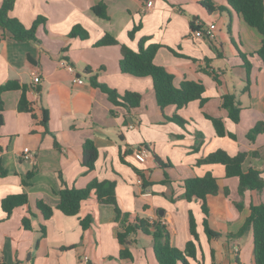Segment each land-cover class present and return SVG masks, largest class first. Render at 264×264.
<instances>
[{"label": "crops", "instance_id": "0c3cea01", "mask_svg": "<svg viewBox=\"0 0 264 264\" xmlns=\"http://www.w3.org/2000/svg\"><path fill=\"white\" fill-rule=\"evenodd\" d=\"M99 2L106 6L108 18L94 13ZM15 0L9 16L29 28L37 17H44L35 35L37 41H16L5 32L0 40V84L15 80L20 85L31 83V73L39 74V91L28 89L27 99L36 114L17 108L21 89L1 93L3 124L0 125V264H158L153 239L140 231L131 235V257H120L124 245L119 243L118 223L112 205L99 203L94 193L82 201L75 215L58 209L44 219L36 207L37 200L54 207L59 202L58 173L68 185L85 187L91 180L110 179L116 182V197L123 212L131 218L160 220L170 231L171 243L183 250L191 239L188 211L194 215L198 245L196 257H187L189 264H212V251L217 264H255L251 231L240 238H228L249 215L251 203L264 202V189L237 191V179L225 177L219 163L196 166L197 159L218 148L230 155L248 152L246 166L256 168L264 177V132L254 140L248 130L258 121L264 122V66L255 51L261 35L236 13L226 0ZM203 2L215 7L209 11ZM2 0H0V6ZM221 7V9H218ZM215 24L216 40L195 37L194 31ZM139 24L133 38L128 31ZM74 26L81 27L86 38L70 36ZM2 28H0V35ZM105 33L136 50L142 37L145 45L158 43L154 63L173 75V84L183 80L204 85L207 101L200 106L194 100L177 108L156 103L150 76H134L120 69L119 45H95ZM241 51L251 63L248 91L232 90L233 72L246 81V70L239 56ZM31 57L36 63L28 60ZM72 66L70 71L67 66ZM216 78H213L212 74ZM115 89L141 95L139 106L125 108L113 104L89 77ZM83 80L82 83L76 81ZM234 87V86H233ZM234 93L240 102L237 123L222 108V95ZM248 94L249 105L242 95ZM42 108L48 112L47 129L39 124ZM180 116L181 125L169 120ZM205 114L223 119L227 131L235 135L219 137ZM132 125V127H129ZM93 141L97 158L92 170L81 164L82 144ZM201 141L198 149L193 146ZM139 145L149 156L137 161L132 151ZM29 147L34 161L22 158V149ZM129 149V153L120 155ZM157 155L171 166L162 168ZM139 169L145 181L134 170ZM34 174L27 178V172ZM211 172L217 177L219 191L207 197L208 222L218 238L209 239L203 230L200 202L183 198V180ZM224 187L228 189L226 195ZM26 193L28 203L16 207L9 216L1 208V199L9 194ZM243 204L238 209L235 202ZM27 216L30 228L22 226ZM90 217L82 228L80 220ZM40 226H44L42 233ZM83 256H88L84 261ZM182 264V263H179Z\"/></svg>", "mask_w": 264, "mask_h": 264}, {"label": "trees", "instance_id": "16d2710c", "mask_svg": "<svg viewBox=\"0 0 264 264\" xmlns=\"http://www.w3.org/2000/svg\"><path fill=\"white\" fill-rule=\"evenodd\" d=\"M14 1L15 0H2L0 6V28H2L0 40L4 37L5 32H7L16 41H37L35 30L40 23L44 22V17H37L29 28L24 27L19 20L9 16V11L12 9ZM226 1L236 13L241 15L248 25L254 27L260 33L261 45L259 49L255 51V54L260 57L264 66V0ZM203 5L209 11L215 9V7L205 2H203ZM218 9H221V7H218ZM92 10L96 15L108 18L106 6L103 2H99L97 5L93 6ZM139 27V24L134 25L132 29L128 31V36L133 38ZM87 35L88 34L79 26H74L70 32V36H80L81 38H86ZM147 39L148 37H142L138 43L137 49L134 50L128 45L120 43L115 37L105 33L95 42V45H119L121 53L119 65L121 71L134 76H150L153 80L156 103L160 108H164L169 104L181 108L194 100L199 101V105L202 106L208 100L207 97L204 96V85L200 82L183 80L179 86H175L173 84V75L164 67L154 63V56L161 45L158 43H149L145 45ZM238 52L246 70V85L243 88V91L246 92L248 91L247 83L249 81L251 63L247 59L245 53L241 51ZM212 76L216 78L214 73ZM89 80L92 86L99 88L107 95L108 99L117 106H123L129 109L135 108L140 104L141 95L138 92L125 91L119 94L115 89L99 82L95 74L91 75ZM38 83L35 86L30 83L28 87L27 85H20L15 80H8L6 83L0 84V125L3 124V101L1 99V93L11 89H21L22 91L17 104L18 110L29 113L33 119L36 118L32 104L27 99V91L30 88L38 92ZM221 106L227 111L228 118L232 122L237 123L239 121L241 107L236 94H223ZM205 117L211 121L217 136H229L235 139V135L227 131L222 118L207 114H205ZM168 119L178 125L184 122L177 114H173ZM47 122L48 112L45 108H42L39 124L44 127L45 133L49 132L47 129ZM261 132H264V122L258 121L247 133V137L250 140H254L256 135ZM200 144L201 141H198L193 146V149H198ZM124 153H129V149H126L122 153L120 152V155ZM248 154L249 153L246 151H239L234 155H230L224 149L218 148L209 152L204 157L197 159L195 165L222 164L224 166L225 177H235L237 179V191L240 196H243L246 190L261 191L264 189V177L262 176V172L256 168L246 166ZM96 158L97 149L93 141L85 139L82 144L81 164L86 170H92ZM154 159L162 168L171 166L169 161H163L157 157V155H154ZM134 170L142 177V186L144 188L150 185V182L145 181L143 173L139 169L134 168ZM5 174V170L0 167V175ZM33 174L34 171H30L27 172L26 176L30 178ZM58 180L60 184V188L57 192L59 195V202L54 207L41 199L36 202V207L41 211L44 219L51 217L54 209H58L65 215L77 214L80 210L82 201L87 199L91 193H94L99 203L113 206L115 213L114 221L118 223L119 227L117 238L119 243L124 245V248L120 251V257H131L129 251V245L133 242L131 235L138 231L152 237L153 251L158 264H189L187 257H196L198 233L196 231L195 218L191 210L188 211L191 239L186 242L185 248L181 250L171 243L170 231L167 225L160 220L161 217L159 215L157 219L148 220L147 218H140L138 216L131 218L129 212L122 211L117 201L116 182L114 180L93 179L83 188H76L72 185H68L61 173H58ZM183 189V198L187 201L196 199L200 202V210L203 215L202 226L207 237L211 239L222 236L221 233L211 229L208 222L209 209L207 206V197L218 193L219 185L217 177L211 172H206L202 176L196 175L185 178L183 180ZM223 191L226 195L228 194V189L226 187H224ZM27 203L28 197L26 193L9 194L1 199V208L7 217L16 207L26 205ZM235 205L238 209H241L243 206L240 201L235 202ZM249 209V215L245 218L237 232L227 233L225 236L228 238H240L251 231L255 264H264V202L257 204L251 203ZM21 222L25 229L30 228L29 218L27 216H24ZM80 223L82 228H86L90 223V217L86 216L82 218ZM40 228L42 233H44V226H40ZM212 264H217L214 261L213 251Z\"/></svg>", "mask_w": 264, "mask_h": 264}, {"label": "built area", "instance_id": "2783aa9c", "mask_svg": "<svg viewBox=\"0 0 264 264\" xmlns=\"http://www.w3.org/2000/svg\"><path fill=\"white\" fill-rule=\"evenodd\" d=\"M146 8H150L152 5V0H147L146 2ZM194 36L195 37H206L209 40H216L217 38V31H216V26L213 23H210L206 26H202L194 31ZM70 71H73L72 66H67ZM76 81L78 83H82L83 80L81 78H77ZM39 82V74L37 72H32L31 73V84L36 85ZM129 127H132L130 125ZM133 156L134 158L139 161V162H144L146 158L149 156V152L145 146H139L136 147L133 151ZM22 158L26 161L33 162L34 161V154L32 151L29 149V147H24L22 149ZM84 261L88 260V256H83ZM13 264H20L19 262H14Z\"/></svg>", "mask_w": 264, "mask_h": 264}, {"label": "rangeland", "instance_id": "374dc122", "mask_svg": "<svg viewBox=\"0 0 264 264\" xmlns=\"http://www.w3.org/2000/svg\"><path fill=\"white\" fill-rule=\"evenodd\" d=\"M234 74H236V75L233 77V82L230 83V85H232V90H234L236 88H239L240 89L241 87H243L244 85H246V81H245L244 78L240 79L236 71L233 72V75ZM242 100H243V105H246V106L249 105L248 94L245 93L244 95H242ZM249 131H250V129L248 130V132Z\"/></svg>", "mask_w": 264, "mask_h": 264}, {"label": "water", "instance_id": "95a60500", "mask_svg": "<svg viewBox=\"0 0 264 264\" xmlns=\"http://www.w3.org/2000/svg\"><path fill=\"white\" fill-rule=\"evenodd\" d=\"M28 60L32 63H36L31 57L27 56ZM159 215L162 216L163 215V211L162 210H159Z\"/></svg>", "mask_w": 264, "mask_h": 264}]
</instances>
